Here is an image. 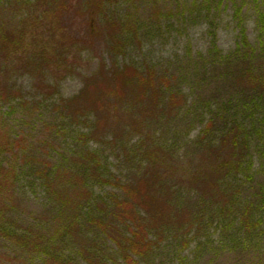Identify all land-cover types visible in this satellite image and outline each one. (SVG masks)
Instances as JSON below:
<instances>
[{
  "label": "trees",
  "instance_id": "1",
  "mask_svg": "<svg viewBox=\"0 0 264 264\" xmlns=\"http://www.w3.org/2000/svg\"><path fill=\"white\" fill-rule=\"evenodd\" d=\"M17 1L26 9L24 16L16 24H0V102L16 97L11 84L14 77L21 76L31 79L43 98L51 99L47 97L59 91L57 75L76 73L84 52L94 48L96 42L105 40L114 59L124 55L130 41L137 39L138 27L132 14L126 19L118 12L121 2L135 4V0ZM260 23L263 38L258 53L243 25L232 55L220 56L214 46L213 54L219 58L213 61L214 69L232 92L231 97L237 94L244 100L251 92L258 98L264 96V16ZM229 83L235 87L230 88ZM163 84L151 68L142 72L130 64L117 63L107 69L102 64L79 95L60 102L62 113L89 128L79 132L78 142L82 145L62 156L58 165L40 160L38 153L28 151L24 145H18V153L14 154L16 142L9 136L1 138L0 239L20 251L42 254L49 264H73L64 255L69 245H74V250L77 247L79 259L86 264H141L158 246L152 233L157 235L174 227L193 226L197 233H203L205 225L210 229L217 221L228 228L239 226V236L242 230L249 237L262 233L259 229L264 194L259 188L251 199L241 198L243 185L253 181L252 130L239 119L229 117L224 109L212 114L198 136L201 149L189 179V185L198 192V218L195 215V222H182L183 211L172 200L173 189L166 178L174 160L155 144L151 133L143 131L148 121L146 113L154 114L165 97ZM110 97L114 102L109 101ZM170 100L173 111L181 98L172 95ZM121 108L126 111L132 132L146 134L136 159L125 157L134 166L130 171L136 172V164L141 168L146 165V169L124 184L113 175L101 153L88 149L91 141L119 142L118 128L115 129L118 116L114 112ZM7 153L14 154L15 160L14 165L5 167ZM161 159L164 170L159 167ZM20 165L31 172L32 181L41 183L53 204L48 229L42 223L25 226L20 222L18 199L12 191L20 181ZM110 188L120 193L107 192Z\"/></svg>",
  "mask_w": 264,
  "mask_h": 264
},
{
  "label": "rangeland",
  "instance_id": "2",
  "mask_svg": "<svg viewBox=\"0 0 264 264\" xmlns=\"http://www.w3.org/2000/svg\"><path fill=\"white\" fill-rule=\"evenodd\" d=\"M135 1V4L130 1L118 5L119 14L126 19L132 14L138 27L137 39L130 41L124 55L113 59L105 40L96 42L94 48L84 52L78 68H75L76 73L68 77L57 75L59 91L47 97L51 99L43 98L42 92L34 89L28 77L13 78L11 85L15 87L16 97L0 102V139L9 136L16 142L14 154L18 153V145H24L28 151L38 153L40 160L58 165L62 156L72 154L77 146L82 145L78 142L79 132H86L89 128L62 113L60 102L79 95L87 80L96 75L102 64L106 69L117 63L130 64L142 72L151 68L157 79L164 83L166 93L158 106L160 108L154 114L146 113L148 121L147 125L144 123L143 131L151 133L155 144L163 147V153L174 160L169 164L170 173L166 178L170 179L173 189L172 200L178 210L183 211L182 222H195L196 216L198 218V192L189 185V179L195 168L193 166L198 163L201 149L198 136L204 130L206 121L217 111L224 109L229 117L239 119L252 130L253 181L243 185L242 200L256 196L259 188L264 194V122H261L264 118V96L258 98L251 92V95L244 96V100L237 94L231 97L232 92L222 84L223 80L216 73L213 62L219 61L213 54L214 46L220 56L234 53L240 42L242 25L252 48L257 53L260 51L263 38L260 20L264 16V0H221V3L218 0ZM23 10L26 9L17 0H0V24L18 23L24 16ZM238 10H241L240 14ZM230 83V88L235 87ZM172 95L181 98L173 111L170 109ZM101 96L104 99L105 93ZM109 101L114 102L112 97ZM128 110L131 112L132 109ZM125 112L124 108L114 112V116H118L115 120L118 143L107 139L102 143L91 141L88 146L91 151L103 155L113 175L123 184L129 183L133 175L138 176L146 169V165L141 168L136 164V172H132L129 169H134L133 164L125 160L127 156L136 159L140 143L146 137L144 133L139 135L132 132ZM21 139L26 142H21ZM14 154H6L3 166L14 165ZM162 159L159 162L161 170L164 165ZM20 167V181L12 189L14 197L18 199L20 222L25 226L42 223L48 229L52 225L49 218L53 219V204L43 192L41 183L32 181L31 172L23 165ZM27 175L30 179H25ZM112 191L117 190H107ZM260 215L263 223L259 231L262 233L252 234V237L246 236L243 230L239 236L237 225L228 228L217 221L210 229H206L205 225L203 233H197L193 226L186 229L187 225L157 235L152 233L153 239L157 238L158 246L150 258L140 262L264 264V208ZM71 247L74 245H69L64 252L69 263L86 264L79 259L77 247L75 250ZM46 261L42 254L20 251L7 240L0 239V264H49Z\"/></svg>",
  "mask_w": 264,
  "mask_h": 264
}]
</instances>
